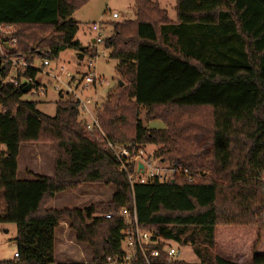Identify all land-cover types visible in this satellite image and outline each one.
I'll list each match as a JSON object with an SVG mask.
<instances>
[{
	"label": "trees",
	"instance_id": "16d2710c",
	"mask_svg": "<svg viewBox=\"0 0 264 264\" xmlns=\"http://www.w3.org/2000/svg\"><path fill=\"white\" fill-rule=\"evenodd\" d=\"M87 1L0 0V25L17 29L12 55L34 66L37 58L79 50L73 13ZM135 4L136 19L114 22L102 43L125 82L98 109L104 135L86 130L75 99L59 94L53 116L39 111L24 99L32 89L24 93L27 84L7 82L11 65L0 63V223L16 225L18 254L0 264H106L122 253L135 211L153 239L190 245L199 262H168L160 242L150 245L147 259L137 253L134 264H241L215 253L217 227L264 228V0H176V21L158 1ZM33 66L23 76L37 84L40 69ZM141 108L148 122L165 126L145 125ZM44 141L55 144L54 175L19 179L21 145ZM108 143L133 146L131 156L154 146L153 159L190 177L132 180L136 164L130 157L128 171L121 169ZM196 171L210 175L190 182ZM86 182L113 185L111 200L47 208L57 193ZM63 218L76 240L90 245L91 263L57 260ZM242 264H264V254Z\"/></svg>",
	"mask_w": 264,
	"mask_h": 264
},
{
	"label": "rangeland",
	"instance_id": "374dc122",
	"mask_svg": "<svg viewBox=\"0 0 264 264\" xmlns=\"http://www.w3.org/2000/svg\"><path fill=\"white\" fill-rule=\"evenodd\" d=\"M155 1H158L160 6L167 10L169 17L173 21L177 20L175 10L176 0ZM136 17L135 0H88L73 13V18L79 22L76 39L80 42L81 46L87 47L83 60L78 59L77 53L79 50L70 48L62 51L57 59L51 60L50 65L43 68L41 66H43L44 59L37 58L35 65L40 67L42 72L37 75L36 81L40 80L39 85L43 84L46 86V92L38 94L28 93L25 94L24 99L36 101L39 111L53 116L56 112V101L59 99V94H61L63 100L73 99L71 93H66L67 85H70L81 98L90 99L93 102L92 108H95L93 110L97 116L99 107L109 93L116 91L117 87L120 86L119 81L123 82V86L125 82L117 71V60L110 58L109 52L104 48L103 44L93 43V40L98 36V32L93 29V26L99 23L101 26L100 35L106 38L112 34L114 22L135 20ZM16 30V25H10V28L5 30L0 29V38L7 35L8 31H11L12 36H15ZM12 36L9 35L7 38L9 39ZM96 50L98 51L97 58H95ZM103 52L107 55L103 56ZM90 61H93L91 66ZM45 73L49 74L45 75ZM90 73H96L98 80L87 86L85 76ZM10 76L13 77L14 74H10ZM58 87L61 89L60 91L57 89ZM94 103L96 104L94 105ZM145 113L146 109L141 108L140 117L143 118L144 124L148 127L163 128L165 126L160 120L148 122L145 118ZM33 146H37V149L44 151V154L38 155L37 149L32 154L30 149ZM154 150V146H146L138 151V162L144 165L151 162L153 166V168H148L150 170L149 174H147L148 169L143 172L144 176L149 177L150 173H154L164 181L184 176V174H181V167L173 166L160 159H153L152 154ZM18 159L21 170L18 175L19 179H24L23 175L26 165H30L40 175L50 176L54 171L55 144L48 141L25 142L21 145V153ZM209 175L210 173L207 171H201L200 173L196 171L194 178L199 180ZM77 188L78 191L76 192L79 194L72 196L70 194L72 190H67L63 193L66 197L62 195L59 199V204L61 206H68L69 208H84L91 203L90 200L92 199H89V195H97V199L93 197L94 201L92 200L93 203L91 204L105 203L111 200L114 186L100 182H86ZM80 192L85 193V195L77 197L81 195ZM65 220L69 221L66 218ZM64 228L62 227L56 233L55 250L57 257H59V253L63 250L64 240L66 241V236L63 234L64 231H62ZM16 236L17 227L15 224L0 223V260H12L16 257ZM69 239L71 243L78 242L79 244L77 243V245L79 246L72 247L67 251L68 257L65 258V261L78 262L79 260L80 262L91 263L93 255L90 245L86 242L74 241L73 233L70 234ZM257 250H259L258 253L264 254V228L260 225H221L217 227L215 253L229 260L248 263ZM178 258L189 263L199 262L190 245L180 246Z\"/></svg>",
	"mask_w": 264,
	"mask_h": 264
},
{
	"label": "built area",
	"instance_id": "2783aa9c",
	"mask_svg": "<svg viewBox=\"0 0 264 264\" xmlns=\"http://www.w3.org/2000/svg\"><path fill=\"white\" fill-rule=\"evenodd\" d=\"M7 28H10V25H0V29L5 30ZM93 29L96 30L98 32V36L95 38V42L96 44H102L104 39L101 35H100V29L101 26L100 24H94ZM7 35H4L3 38H0V63L3 65H6L8 63H10L11 65V70L9 72V76H8V81L7 82H11L14 85H18L21 82L25 83V84H29V83H35V79L33 77H25L23 76L26 72V70L33 66L31 65L29 62H27L26 60H24L23 58L20 57H15L12 55L11 51L12 48L16 47V39L14 37H9V39L7 38L9 35L12 34L11 31H8V33H6ZM96 55L95 58H97V53L98 51L96 50ZM103 56L107 55L105 52L102 53ZM93 61H90V66L92 65ZM50 65V61L49 60H44L43 61V66H41L42 68L44 66ZM33 67H37L36 65H34ZM40 72H42V69L39 67ZM39 72V73H40ZM18 73L22 74L21 79L19 80L18 77ZM38 73V74H39ZM14 74L13 77L10 76ZM49 73H45V75H48ZM97 74L96 73H90L87 74L85 76V81L87 83V86H89V84L91 83H95L97 82ZM59 89V91L61 90L59 87L57 88ZM64 90V89H63ZM32 92L34 94H38V93H45L46 92V86L43 84L37 85L34 84V88H32ZM67 94L71 93L73 95V99L77 100L79 102V109H80V115L83 116L84 119H86V130L88 132H99L101 134L104 135L101 126L99 124L98 121V117L94 114V110L95 108L93 107V102L90 99H83L81 98L78 93H76L75 90H73L71 88L70 85H67ZM96 103H94L95 105ZM94 109V110H93ZM109 147L113 150V152L115 153L116 157L119 159V161L121 162V169L123 170H127V161H125L126 159L130 158L132 159V161L136 164V168L137 171H135V173L137 175H135L134 173H130L129 174V178L132 180H136L139 181L140 183H146L148 180H150L151 178H153L154 176H158L155 175L154 173H150L149 177L144 176L143 172L146 171L149 167L153 168L152 163L148 162L147 164H143L142 168H139V163L137 158L139 157L138 152H134V154L131 156V150H133V146L130 147H116L115 145H113L112 143H108ZM149 169L147 171V174H149ZM181 173H184L186 176H189V173L186 170H182L181 168ZM135 175V176H134ZM161 179V178H160ZM195 180L194 177H191L190 182H193ZM168 181V180H166ZM124 215L128 216V212L126 210H123L122 212ZM134 225L131 226L130 228H128L125 232H124V240H123V248H122V253L115 258L109 257L107 258L106 264H134L137 260V253L141 254L145 259H147L148 256V250L150 249V245L152 244H158L160 242L164 243V252H166L167 257H168V262L170 263H174L177 260H180L178 258V256L180 255V246L176 245L174 242L172 241H165L162 238H156L153 239V233L145 230L143 227H141L138 224L137 221V214L136 211L134 212ZM112 216V214H106L105 217L106 218H110ZM151 255L153 256H157L158 255V251L152 250L151 251ZM18 256V254L16 253V257Z\"/></svg>",
	"mask_w": 264,
	"mask_h": 264
},
{
	"label": "crops",
	"instance_id": "0c3cea01",
	"mask_svg": "<svg viewBox=\"0 0 264 264\" xmlns=\"http://www.w3.org/2000/svg\"><path fill=\"white\" fill-rule=\"evenodd\" d=\"M172 20V19H171ZM37 149V146L36 147H31V149H30V152H32V154L35 152V150ZM37 153H38V155L39 154H44V151H42V150H39V149H37V151H36ZM20 153H21V150H20ZM20 168H19V161H18V175H19V173H20ZM54 172V171H53ZM52 172V175H50L49 177H52L53 175H54V173ZM32 174H39V173H37L33 168H31L30 167V165H26L25 166V169H24V175H23V178L24 179H27V178H32L33 176H32ZM68 190H72L71 192H70V194L72 195V196H76V194H79L78 192H76V191H78V188H74V189H68ZM65 191H67V190H65ZM65 191H62V192H59V193H57L56 195H55V197H54V199L47 205V208L48 209H53V210H58V209H62V208H69L68 206H64V205H60L59 204V199L62 197V195H64L63 193L65 192ZM114 191H115V189L113 188V192H112V195L114 194ZM80 194L81 195H78L77 197H79V196H82V195H85V193H82V192H80ZM65 197H66V195H64ZM93 197H95V199H97V195H89V199H92L93 201H94V199H93ZM88 199V200H89ZM92 200H90L91 201V203H93V201ZM90 203V204H91ZM73 208H75V207H73ZM62 227H65L62 231H64L63 232V234L66 236V241L64 240V245H63V250L59 253V257H57V255H56V258H57V260L59 261V262H71V261H65V258L66 257H68L67 256V251H69V249H71L72 247H75V246H79V245H77V243L78 242H76V243H71V241H70V239H69V237H70V234L71 233H73L74 234V241L76 240L75 239V233L70 229V223H69V221H66L65 219H63V220H61L60 221V226L57 228V230H56V233H58L59 232V230L62 228ZM79 244V243H78ZM82 244V243H81ZM66 252V253H65ZM259 252V250H257V252L256 253H258ZM218 254V253H217ZM254 255V254H253ZM221 256V255H220ZM253 257V256H252ZM251 260H252V258H251ZM250 260V261H251ZM78 262H80L79 260H78ZM237 262V261H236ZM246 262H248V261H246ZM239 263H243V262H239Z\"/></svg>",
	"mask_w": 264,
	"mask_h": 264
},
{
	"label": "water",
	"instance_id": "95a60500",
	"mask_svg": "<svg viewBox=\"0 0 264 264\" xmlns=\"http://www.w3.org/2000/svg\"><path fill=\"white\" fill-rule=\"evenodd\" d=\"M94 42H95V40H93V43H94ZM85 49H87V47H84V46L80 47V49H79V51H78V53H77V56H78V59H79V60H83V58H84V53H83V51H84ZM36 83L39 84V83H40V80H37ZM119 84H120V86H123V82L119 81ZM33 86H34V84H32V83L27 84V85L24 87L23 92H24V93H28V92L33 88ZM142 167H143V163H139V168H142Z\"/></svg>",
	"mask_w": 264,
	"mask_h": 264
}]
</instances>
